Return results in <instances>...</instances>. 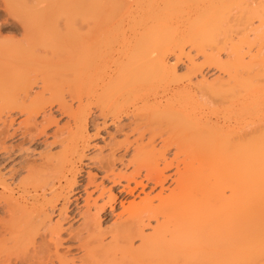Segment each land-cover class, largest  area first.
Returning a JSON list of instances; mask_svg holds the SVG:
<instances>
[{"label": "bare ground", "instance_id": "6f19581e", "mask_svg": "<svg viewBox=\"0 0 264 264\" xmlns=\"http://www.w3.org/2000/svg\"><path fill=\"white\" fill-rule=\"evenodd\" d=\"M3 1V7L16 16L15 7L26 4L18 0ZM49 1L67 6L70 4V16L67 19L61 16L66 19L64 26L68 29L66 44L63 36L65 31L53 38L54 43L48 38L51 43L42 41L44 33L39 35V31L43 30L42 26L46 28L47 20L46 24L43 19L32 21L36 20L33 18L36 16H33L27 22L21 15V22L17 18L16 21L20 23L13 24L14 18L11 21L8 11L5 14V9L0 6V14L11 18L10 24L4 22L6 17L0 18L3 25H10L12 33L22 32L23 41L27 44L22 42L27 46L23 49L22 45L18 47L19 41H12L18 48H11L5 40H17L16 36L10 34L14 36L12 38L6 35L2 45L3 38L0 37V46L7 44L8 47L5 51L0 49V59L6 58L5 62L1 59L4 63L0 61V135L6 127L2 113L7 115L11 111L25 115L19 122L20 126L23 125L19 131L22 138L31 142L36 135L45 134L46 126L52 122L50 118L45 119L37 131L30 127L35 113L44 111L45 103L56 105L61 114L68 115L74 126L71 127L67 121L63 128L55 130L52 143L60 144L59 151L56 149L55 153L47 151L49 154H40V167H27L26 176L12 178V187L10 182L7 183L8 180L0 177V264H264V131L262 133L257 128L255 133L256 126L253 125L254 129L248 128L246 122L251 105L245 92L250 80L249 84L246 80H243L246 84L237 81L239 70L235 71L237 74L231 71L229 74L234 73L237 77L233 80V77L230 78L232 75L229 76L233 82L223 87L235 90L234 94L238 95L231 99L223 98L226 100L222 102L217 100L219 105L223 103L224 108H216L215 100V108L205 107L208 110L204 114V102L201 105L198 100L187 97L185 100L181 97L183 101H178L179 95L189 94L194 88L198 92L202 91V87H199L201 82H192V77L201 72L204 66L209 68L217 65L222 71L228 72L233 66L234 69L240 65L244 56L240 54L237 40L234 41L236 38L232 40L230 34L235 30L243 36H248L249 32L254 34L255 41L250 35L244 38L248 49L255 43L258 45V49L254 47L256 51H246L248 58L255 52L261 53L264 0H257L259 6H253V1H249V5L245 0ZM188 1L194 2L196 8L204 6L197 11L193 9L195 14L192 17L197 16L199 20L192 18V22L191 18H186L192 26L188 27V22L183 27L187 26L190 31L184 30L182 25H169L172 16L177 13L182 16L181 13L186 12L184 15L188 17L187 12L193 4L189 3L190 7L186 9L177 7V4L187 6ZM204 3L210 5L208 9ZM35 4L36 0L32 5ZM132 4H135L134 10L138 9L143 16L138 12L135 14L139 15L136 16L139 19L136 20L135 16L132 19L133 12L131 14L130 10L126 17L131 14L129 18L132 20L125 21L118 18L120 15L117 17L126 6L133 9ZM232 7L235 10L233 14ZM236 9L239 13H236ZM176 18L180 23L182 18ZM253 18L260 19L257 20L259 26L254 25ZM251 24L254 26L251 27ZM58 25L62 27L60 23ZM174 26L183 28H180L183 32L175 31L179 27ZM178 32L186 35H177ZM237 34L234 33L239 36ZM131 36L133 39L136 37L132 39L135 41L133 46L130 45ZM183 39L196 48V53L201 52L204 58L202 62L192 63L193 59L190 57L189 60V56L184 55L181 49L187 42ZM233 43L238 45L239 50ZM211 45L215 48H211ZM104 46L109 48V51L108 48L105 51L107 54L109 52V62L119 61L117 68H107V63L101 61L103 58L107 60L106 57L101 58V55H105ZM103 47L102 51L99 50ZM206 47L212 51L209 52ZM225 47H229L227 49L230 51L231 48L237 49L230 53ZM224 48L231 56L236 55L233 61L225 62L226 59L221 62L215 56L216 53L214 55V49L218 51ZM93 50L97 51L92 53ZM85 51L97 58L92 54L87 57ZM237 51L238 55L243 56L241 60ZM167 53L175 54L173 64L168 65L164 61ZM79 54L81 57L86 54L87 59L83 56L81 60L82 64H86L84 67H79L82 65L78 64L81 63L78 61ZM96 54H99L105 67ZM181 55L188 57L186 59L190 65H184L187 71H181L183 73L178 75L174 67L181 61ZM94 58L98 59V64L94 63ZM122 58H125L124 61H120ZM251 58L254 61L252 63L258 59L257 67L252 64L258 70L259 64H263L260 60L264 58ZM249 62V59L244 61L246 65ZM124 66L128 68V71L124 69L127 78L125 73H121L125 72ZM255 68L251 66L250 72ZM247 69H243L246 70L245 74ZM166 72L172 74V77L166 74L168 79H173V75L174 79L167 83L164 80L163 84L167 86L159 89V81H163ZM255 74L258 75L257 71ZM244 75L241 79H246ZM156 76H160L161 80L160 77L156 79ZM154 78L158 86L153 84ZM258 79L260 81L263 78ZM38 80H41L42 90L31 96L29 86ZM144 81L146 84H142ZM256 81L259 83L257 78ZM240 84L247 86L246 89L243 90ZM252 86L254 88L256 84ZM44 93L49 94L48 98L44 97ZM66 95L78 100L76 109L67 103ZM90 105L96 109L95 115L89 119L94 129L92 135L86 133ZM153 108L163 112L164 117L157 119L153 117L154 113L149 114ZM122 118L128 121L123 123L122 120H125ZM107 123L113 124L114 130L106 132L109 140L104 143L105 151L102 146L98 149L100 156H88L86 150L90 146V137H99ZM179 125L181 128H177ZM259 126L261 130L263 126ZM3 142L0 137V164L8 155L7 147L2 146ZM91 169L97 170V173H92ZM157 186L159 190L154 195L144 192L147 187L152 189ZM138 189L143 195L137 201L130 200L125 205L122 198ZM6 192L8 195L4 194ZM117 200L122 207L117 219L109 224L107 230L101 229V218L115 213ZM53 213L58 216L56 220L51 218ZM71 218L80 221L73 230L67 229L64 224ZM152 220L155 225L146 234L144 227L150 226ZM106 235L109 236L108 240ZM134 238L140 241L137 246H133ZM63 247L66 249L63 250ZM72 250L79 254L69 256Z\"/></svg>", "mask_w": 264, "mask_h": 264}, {"label": "rangeland", "instance_id": "374dc122", "mask_svg": "<svg viewBox=\"0 0 264 264\" xmlns=\"http://www.w3.org/2000/svg\"><path fill=\"white\" fill-rule=\"evenodd\" d=\"M18 1H21V4H24V3H26L24 6L23 5H17L15 8L17 9V14H18V16H16L15 14H13V13H11L8 9H7V7H3L4 6V1L3 0H0V6L1 7H3V9H5V10H3V12H5V14H9L10 15V17L12 18H8V15L7 16H5V14H3V12H2V14L3 15H1L0 14V18H2V19H4L5 17H6V20L4 19V22H6V21H8V23L10 24V22L13 20V18H14V20H13V22H11V23H13V24H19L20 22H21V15L24 17V18H26L25 20L28 22V20L30 21L31 19H33V18H35L36 20H32V21H41L42 19H43V21H45L44 23L46 24V20L48 21L47 23V26H46V28H44L43 26L41 27V29L43 28V30L42 31H39V35L40 34H42V33H44V34H42L43 35V37L44 38H42L41 37V39H43L42 41L43 42H48V43H46V44H49V43H51L49 40H52L53 41V43H54V40H53V38L54 37H57V35L59 36L60 34L62 35L63 33H62V31H65L64 32V34H63V36H64V41H62V42H64V44H66L67 43V36H66V33H67V31H68V29L66 30V28H65V26H64V22H65V20L68 18L67 16H70L69 15V12H68V10L69 9H71L70 8V4H68V6L67 5H65V4H61V3H56V2H54V1H49V0H36V4H35V6H33L32 4H34L35 3V0H34V2H32V0H18ZM22 1H23V3H22ZM125 1H139V0H125ZM245 1H248V3H249V5L251 4L250 2L251 1H253V3H252V5L253 6H256V4L258 3L259 4V0L257 1V0H245ZM250 1V2H249ZM260 1H262V0H260ZM51 4H50V3ZM177 2H180V1H177ZM40 3V4H39ZM180 3H183V2H180ZM189 3H190V5H192L191 7H190V5H189ZM42 4V5H41ZM44 4V5H43ZM183 4H185V2L183 3ZM179 5V4H177V7H180V6H183V7H181V8H183L184 9V7H185V9H186V7H190L189 8V11H191V13H188L187 12V15H188V17H186L185 15H186V12H184V13H181V14H183L182 16H179L180 14L179 13H177V14H175V15H173V14H171L170 15V17L172 16V18H171V21L173 22V24H172V22H171V24L168 22L169 20V15L165 18L167 21L166 22H168V24L169 25H182V27H183V25L185 24V25H187L186 23H188L189 21L186 19V18H191V20H192V16L195 14H193V12L197 9H200V8H202L201 6L202 5H199L197 8L195 7V4H194V2H190V1H188V4H186L187 6H184V5ZM203 4V3H202ZM205 4V3H204ZM257 4V6H259ZM261 4V3H260ZM27 5V6H26ZM38 5V6H37ZM64 5H65V7H64ZM189 5V6H188ZM209 5V4H205V7H207V6ZM20 6V7H19ZM67 6V7H66ZM132 6V8H133V6H135V4H132L131 5ZM193 6L195 7V8H193ZM210 6V5H209ZM209 6L207 7V9L209 8ZM212 6V5H211ZM22 7V8H21ZM65 9H64V8ZM126 7H128V8H126ZM124 9H121V11H122V13H121V11H120V13L118 14V13H116V15H117V17L118 18H123V20H125V21H127V20H130L131 18H129V17H131L130 15L132 14V12H133V18L132 19H135L134 18V16L136 17H139V15H140V13L142 14V15H140V16H143V13L142 12H140L138 9H136V10H138V11H136V10H134V8L133 9H130L131 7H129V5L128 6H126ZM25 8H27V9H25ZM36 8H38V9H36ZM203 8H204V6H203ZM202 8V9H203ZM239 8V7H238ZM237 8V9H238ZM24 9V10H23ZM31 9L32 10H36L35 12H33V11H31ZM46 9V10H45ZM67 9V10H66ZM127 9V10H126ZM128 9H129V11H128ZM193 9H194V11H193ZM236 9V10H237ZM1 10V9H0ZM29 10L31 11V12H29ZM54 10V11H53ZM130 10H131V14H129V17H126V16H128V13H130ZM196 10V11H197ZM232 10H233V7H232ZM2 11V10H1ZM1 11H0V13H1ZM8 11V12H7ZM38 11H40L39 13V15L37 14L36 15V12L38 13ZM48 11V12H47ZM53 11V12H52ZM70 11V10H69ZM135 11V12H134ZM161 11V10H160ZM235 10H233L232 11V14L233 13H235L234 12ZM239 10H237L236 11V13L238 12ZM7 12V13H6ZM22 12H23V14H22ZM125 12H126V14H125ZM128 12V13H127ZM139 12V13H138ZM31 14V13H33V14H31V15H29V14ZM65 13H67V15H64ZM135 13H138L137 15L135 14ZM239 13V12H238ZM63 14V15H62ZM71 14V13H70ZM125 14V15H124ZM185 14V15H184ZM29 15V16H28ZM60 15V16H59ZM231 15V14H230ZM229 15V16H230ZM2 16V17H1ZM33 16H36V17H33ZM48 16V17H47ZM61 16H64L66 19L64 20V18H62ZM153 16V15H152ZM166 16V15H165ZM175 16V17H174ZM178 16V18H182L181 19V24L180 23H178L177 21H180L179 19H177L176 17ZM189 16H191V17H189ZM196 16V15H195ZM232 16V15H231ZM4 17V18H3ZM33 17V18H32ZM136 17V20H138L139 18H137ZM183 17H185L184 19H183ZM202 17V16H201ZM201 17H199L200 19H201ZM18 18V20H20V22L17 20L16 21V19ZM20 18V19H19ZM28 18H30V19H28ZM59 18V19H58ZM127 18V19H126ZM140 18H142V17H140ZM175 18V19H174ZM2 19L0 20V27L1 26H3L2 28H0V34H1V38H3V40H2V42H1V40H0V42H1V45H2V43H5V41L7 42V44H8V46L10 45V47L11 48H20L21 47V45H22V47L21 48H23V49H26L27 48V46H25V45H23L24 43L26 44V42H24L23 40V35H22V32L19 34V31H14L13 33H12V31H10V25H8V24H4L3 25V21H2ZM8 19V20H7ZM9 19H11V21L9 20ZM131 19V20H132ZM165 19H163L164 21H165ZM176 20V22L178 23H176L175 21H173V20ZM195 19H197V20H199L198 19V17L196 16V18H193V20H195ZM193 20H192V22H193ZM253 21V23H254V25H256V26H259V21H257V20H260V19H258V18H253L252 19ZM10 21V22H9ZM15 21H16V23H15ZM50 21V22H49ZM58 21V22H57ZM185 21V22H184ZM196 21V20H195ZM194 21V22H195ZM175 22V23H174ZM251 22V23H252ZM58 23H60L61 25H62V27L60 26V25H58ZM44 24V25H45ZM53 24V25H52ZM167 24V25H168ZM189 24H190V26H189ZM189 24L187 25L188 27H190L191 28V22H189ZM193 24V23H192ZM264 24V23H263ZM252 25L253 24H251V27H252ZM253 25V26H254ZM7 26V27H6ZM187 26H184L183 28H184V30L185 29H187V31H190L189 30V28H187ZM261 26V25H260ZM9 27V28H8ZM172 27V26H171ZM174 27H179V26H174ZM173 27V28H174ZM263 28H264V26H262ZM4 28H7V29H4ZM63 28V29H62ZM181 27H179L178 29H176L175 28V31L177 30V31H179V32H183V31H181V29L183 30V28H181ZM40 29V30H41ZM62 29V30H61ZM171 29V28H170ZM260 30V29H259ZM262 30V29H261ZM260 30V31H261ZM45 31V32H44ZM264 31V30H263ZM172 32V31H171ZM174 32V31H173ZM172 32V33H173ZM178 32V34L177 35H182V34H184V33H179ZM184 32H186V31H184ZM233 32V31H232ZM237 31L235 30V34H237V35H239V36H236V35H234V33H230L231 34V39L232 40H234L235 38V40L234 41H236V43H238V45L240 46V51H241V55H243L244 56V58H243V56H240V54L238 55V51H237V55H238V57L240 56V60H241V57L243 58L241 61H242V63H243V65H242V63H240L239 62V64L240 65H237L236 66V68H234L233 69V67H235V66H233L232 67V69H230V71H228V72H226V71H222L217 65H212V66H209V68H208V66H204L203 68H202V70H201V72H197L196 73V75L195 76H193L192 77V82H194V83H196V82H201V84H199V87H202V91H200L201 89H199V91L200 92H198L197 90L198 89H196V88H194L192 91H193V93H192V91L189 93V94H181V95H179L178 96V101L179 100H182L183 101V99L185 100V99H187V98H190V99H196V100H198L197 102H199L201 105H203V102H204V106L202 107V114H204V112H206L207 113V111L206 110H208V109H212L213 107H214V104L216 103V101L217 100H219L220 99V102H222V100H226V99H223V98H228V99H231V98H233V97H235V96H237L238 95V93H237V95L236 94H234V93H236L235 92V90L234 91H230V90H228L227 88H225L226 87V85H228L229 83H231V82H233L232 81V79H229V76H231L230 78H232L233 77V80H235L236 79V75H234V73H232V74H229V73H231V71L232 72H235L236 70H239L238 71V74H239V76L237 77V81H239V80H241L242 82H243V80L245 81L246 80V82H248V84L250 83V87L248 86H243V84H240L239 86L241 87V85H242V89L243 90H245L246 89V87L248 88V90L245 92L246 94V97L250 100V107H249V114H248V116H247V120H246V122H247V124H248V128H250V127H253V125L254 126H256V132L255 133H257V128H258V130L261 132L262 131V133H263V131H264V125H263V123H264V97H262V95L264 96V59L261 61L260 60V63L261 62H263V64L261 63V65L259 64V66L258 67H260L258 70L255 68V67H257V64H256V62H257V60H256V62L255 63H252V62H254L253 61V58H251V57H254V58H258L259 57V59H262V57L264 58V54H262L263 53V49H264V39H262L263 41L261 42V48L263 47V49H261L260 48V50H261V53L259 52L260 50H258V52L259 53H256L255 52V54H257V56L258 57H255V56H253V54H250L251 55V57L250 58H248L247 56H249V54H247V53H251V51L252 52H254V51H256V49H258V45H256V43L253 45V46H251L249 49H248V43L246 42H244V38L245 37H252L253 36V41H255L256 39L254 38V34H252L251 32H249L248 33V36H243V35H241V33H239V32H237ZM56 33V34H55ZM10 34H14V36H16V39L17 40H15V38L14 39H8V41H9V43H8V41H7V39H6V37L8 36V37H10L11 35ZM16 34V35H15ZM7 35V36H6ZM22 35V36H21ZM41 35V36H42ZM47 35V36H46ZM51 35V36H50ZM56 35V36H55ZM184 35H186V34H184ZM234 35V36H233ZM250 35V36H249ZM6 36V37H5ZM13 35L11 36L12 38L14 37ZM243 36V37H242ZM21 37V39L19 40V38ZM50 37H52L51 39H50ZM220 37H222L221 35H220ZM219 36L217 37L218 39L220 38ZM233 37V38H232ZM239 37V38H238ZM0 38V39H1ZM4 38L6 39L5 41H4ZM49 40H48V39ZM240 40H238V39ZM243 38V40H241ZM264 38V37H263ZM130 39H131V43H130V45L131 46H133L134 45V43L133 42H135V41H133V40H135L136 39V37L133 39V36H131L130 37ZM133 39V40H132ZM250 39V38H249ZM250 39V40H251ZM45 40V41H44ZM57 41H59L60 42V40H58V39H56ZM62 40H63V38H62ZM184 40V39H183ZM258 40V39H257ZM15 42L16 43V41H19V43L17 44L18 45V47L17 46H14V44H12L13 42ZM56 41V42H57ZM184 41H186L187 43L185 44V42H184V44H183V46H182V48L183 49H181L182 51H184V55H187V56H189V58L191 57L193 60H192V63L194 62L195 64H199L200 62H202L203 60H204V58H203V55L202 54H200V53H196L197 52V50H196V48H194V47H192L191 46V44L185 39ZM218 41V40H217ZM217 41H216V43H217ZM220 41V40H219ZM234 41H231L230 43H232V42H234ZM20 42H21V44H20ZM22 42H24V43H22ZM137 42V41H136ZM183 43V42H182ZM219 43V42H218ZM229 43V42H228ZM227 43V44H228ZM236 43H233V44H235V46H236ZM7 44H3V46H0V49L1 50H6V49H8V47H6V45ZM19 44H20V46H19ZM63 44V43H62ZM133 44V45H132ZM188 44H190V45H188ZM210 44H213V43H210ZM209 44V45H210ZM258 44V43H257ZM263 44V45H262ZM27 45V44H26ZM237 45V46H238ZM130 46V47H131ZM212 47L211 48H215V46L214 45H211ZM214 46V47H213ZM228 46H233V45H228ZM234 46V47H235ZM236 46V47H237ZM246 46V47H245ZM256 46V47H255ZM9 47V48H10ZM25 47V48H24ZM104 47H105V50H103L104 49ZM103 48H100L99 50H103L104 52H103V54L105 53V51H106V48H108V47H106V46H104ZM190 47H192V48H190ZM256 49H255V48ZM207 48V50L210 52V51H212L211 49H208L209 47H206ZM218 48V47H217ZM226 48V47H225ZM225 48H224V50L223 49H221V50H218V51H216V49H214L215 51H213L214 52V55H215V53H216V57H217V59L219 60V61H221V62H224L226 59V61L225 62H227L228 60H232L233 61V59H235L234 57L236 56V55H233V56H231V54H228L227 52H229L230 50H228L229 49V47H227L226 49L228 50L227 52H226V50H225ZM231 48V47H230ZM238 48V47H237ZM236 48V49H237ZM245 48V49H244ZM232 50L231 51H234L233 49H235V48H231ZM235 49V50H236ZM247 49V50H246ZM108 51H109V48L107 49ZM196 50V51H195ZM223 50V51H222ZM238 50H239V48H238ZM245 50V51H244ZM86 51H88V50H86ZM85 51V52H86ZM90 51V50H89ZM95 50H93V51H91L92 53H95L94 52ZM100 51V52H101ZM129 51V50H128ZM127 51V54L129 53ZM230 51V53H232ZM242 51H244L243 53L245 54L246 53V51H249V52H247L245 55L242 53ZM83 52V51H82ZM91 52H89V53H87L86 52V54H87V57H89V55L88 54H92ZM178 52V51H177ZM84 53V52H83ZM99 53V52H98ZM86 54L85 55H83V56H85V60L87 59L86 58ZM101 54V53H100ZM131 54V53H130ZM171 53H167V54H165L164 55V61L169 65V63L170 64H173L175 61H174V57H175V54L174 53H172V54H174V55H170ZM254 54V55H255ZM258 54H261V55H263L262 57H261V55H258ZM80 55V54H79ZM92 55H94V54H92ZM91 55V56H92ZM97 55V54H96ZM108 55V56H107ZM137 55V54H136ZM135 55V56H136ZM168 55V56H167ZM184 55H181V61L180 62H178V63H176V65H175V69H174V71L175 72H178V75L179 74H182L184 71L186 72L187 71V68H186V70H185V66L186 67H189V66H187V65H190L189 64V60H191V58L189 59V60H187L186 59V57L187 56H184ZM230 57H229V56ZM90 56V57H91ZM97 56H99V54L97 55ZM227 56V57H226ZM3 57V56H2ZM81 57V55L80 56H78V61L79 62H81V60L83 61V58ZM93 57H95V58H97L95 55L93 56ZM92 57V58H93ZM102 57H106V59L109 57V52H108V54H107V52L105 53V55L103 56V55H101V58ZM129 57H130V55H129ZM215 57V58H216ZM4 58V57H3ZM91 58V59H92ZM94 58V63L95 64H98L99 62H97V60L99 59V61H100V56L98 57V59H95ZM188 58V57H187ZM230 58V59H229ZM2 59V58H1ZM1 59H0V61H1ZM5 59L6 58H4V62H5ZM90 59V60H91ZM104 60H102L101 59V61H104V62H106L107 64H106V67L108 68H117L118 66H119V61H118V63L116 62V61H114V63L113 62H109V60L110 59H107V60H105V58H103ZM123 59H125V58H122V60H120V61H124ZM127 59V58H126ZM135 59V58H134ZM245 59V60H244ZM247 59H249L250 61H251V65L250 64H248V65H246V63H244V61H246ZM130 60V59H129ZM133 60V59H132ZM137 60V59H136ZM167 60V61H166ZM202 60V61H201ZM255 60V59H254ZM88 61V60H87ZM92 61V60H91ZM100 61V62H101ZM138 61H140V59H138ZM2 62V61H1ZM4 62H2V63H4ZM116 62V63H115ZM130 62V61H129ZM137 62V61H136ZM182 62V63H181ZM259 62V61H258ZM257 62V63H258ZM83 62H81V63H78L79 65L80 64H82ZM86 63V62H85ZM91 63V62H90ZM93 63V62H92ZM91 63V64H92ZM110 63H112V64H110ZM124 63H126V62H124ZM127 63H128V60H127ZM134 63V62H133ZM138 63V62H137ZM140 63V62H139ZM138 63V64H139ZM187 63V64H186ZM247 63H248V61H247ZM88 64V63H87ZM101 64H102V66H104L105 64L103 63V62H101ZM104 64V65H103ZM120 64H122V62H120ZM130 64V63H129ZM128 64V65H129ZM252 64H256L255 65V67H254V65H252ZM83 65V66H82ZM81 66H79V67H84V66H86V64L84 65V64H82ZM118 65V66H117ZM126 65V64H125ZM127 65V66H128ZM133 65H137V64H133ZM185 65V66H184ZM241 65H242V67H244V68H242L241 67ZM116 66V67H115ZM126 66V67H127ZM129 66H131V65H129ZM251 66L253 67V69L255 68L256 70H251L252 72H250V69H251ZM105 67V66H104ZM125 67V66H124ZM123 68V67H121V68H123V70L125 69H128V68ZM130 68V67H129ZM246 68H249V69H247V74H245L246 73V70H243V69H246ZM121 70V69H120ZM124 70V71H125ZM243 70V71H242ZM126 71H128V70H126ZM126 71L125 72H121L123 75H124V73H125V77H126ZM171 70H169L168 72H170ZM181 71H183V72H181ZM255 71H257V76H256V74H255ZM117 72H118V70H117ZM141 72V71H140ZM168 72H166L164 75H166ZM184 72V73H185ZM246 75V79H241L242 78V75H244L243 73ZM249 72L251 73V74H249ZM259 72V73H258ZM119 73V72H118ZM138 73V72H137ZM236 73V72H235ZM115 75H118V74H116V73H114ZM139 74V73H138ZM137 74V75H138ZM142 74V73H141ZM173 74H174V72H173ZM227 74V75H226ZM229 74V75H228ZM237 74V73H236ZM263 74V76H261ZM115 75H113V79H114V76ZM128 75V74H127ZM163 75V74H162ZM162 75L160 74V76L162 77ZM164 75H163V77H164ZM168 75L169 76H171L172 74H170V73H168ZM234 75V76H233ZM244 75V76H245ZM120 76V75H119ZM129 76V75H128ZM131 76V75H130ZM136 76V75H135ZM159 76V77H160ZM261 76V77H260ZM124 76H122V78H123ZM158 77V78H159ZM161 77H160V80H161ZM172 77V76H171ZM247 77H248V79H247ZM257 78V80L259 81V79L258 78H263V79H261L260 81H259V83L256 81V78ZM116 78V77H115ZM127 78V77H126ZM125 78V79H126ZM131 78H133V77H131ZM139 79H140V77H138ZM141 78H143V76L141 77ZM157 78V76H156V79H158ZM170 78V77H169ZM124 79V78H123ZM123 79H121V80H123ZM136 79V78H135ZM150 79V78H149ZM155 79V78H154ZM155 79V81L154 80H152L153 81V84L154 83H156V86H158L159 84L157 83L158 81ZM173 79H174V75H173ZM173 79H168V76L166 75V77L163 79V81L161 82V81H159L160 82V87H158L159 89L161 88V89H163L165 86H167V84H163V83H165V81L164 80H166V83H167V81L168 80H173ZM227 79V80H226ZM95 80H98V79H95ZM131 80V79H130ZM148 80V79H147ZM217 80V81H216ZM220 80V81H219ZM230 82H229V81ZM249 80H250V82H249ZM149 81H151V80H149ZM147 82V83H150V82ZM151 81V82H152ZM222 81V82H221ZM95 82H97V81H95ZM134 82H135V80H134ZM40 83H41V80H38L37 81V83L36 84H31V86H29L30 88H29V93H31V96H33V95H35V94H37V92L38 93H40L41 92V87H42V85H40ZM139 83H141V82H139ZM139 83H135V85H140ZM203 83V84H202ZM243 83H245V82H243ZM142 84H146V82L144 81V83H142ZM169 84H172L171 82L169 83ZM246 84V83H245ZM247 84V85H248ZM255 85L256 84V86H254V88H253V86L252 85ZM258 84V85H257ZM155 85V84H154ZM162 85V86H161ZM164 85V86H163ZM205 85H207V89L205 88ZM225 85V87H223ZM238 86V87H239ZM225 88V89H224ZM245 88V89H244ZM250 88V89H249ZM253 88V89H252ZM213 89V90H212ZM252 89V90H251ZM195 90V91H194ZM209 90V91H208ZM210 90H212V91H210ZM237 91H239L238 89H237ZM210 92V93H209ZM212 92V93H211ZM240 92V91H239ZM257 92V93H256ZM260 92V93H259ZM222 93V94H221ZM254 93V94H253ZM45 95H44V97L45 98H48V96H49V94L48 93H44ZM192 94H194V95H192ZM197 94V95H196ZM223 94H224V96H223ZM250 94V95H249ZM196 95V96H195ZM229 95V96H228ZM197 96H199V97H197ZM66 97L67 98H65V99H67L66 101H67V103L70 105L71 104V107L73 108V109H76L78 106L77 105H79V102H78V100L77 99H72L71 97H68L67 95H66ZM183 99H182V98ZM187 97V98H186ZM220 97V98H219ZM253 97V98H252ZM261 97V98H260ZM203 100H202V99ZM165 99V98H164ZM163 99V100H164ZM174 99H176V98H174ZM174 99H172V101L174 100ZM258 99V100H257ZM171 100V99H170ZM216 100V101H215ZM164 101H166V99L164 100ZM168 101V100H167ZM175 101V100H174ZM169 102V101H168ZM171 102V101H170ZM220 102L219 101H217V104H215V107L216 108H219V106H222L223 105V103H222V105H219L220 104ZM166 102H163V104H165ZM263 103V104H262ZM83 104H87L86 102H84ZM259 105V106H258ZM208 108V109H206V108ZM209 107H212V108H209ZM214 107V108H215ZM258 107V108H257ZM90 108H91V110H90V113L87 115L88 117V119H87V125H86V133L87 134H89V135H92L93 134V126L91 125V122H89V119H91V117H92V115H95V113H96V109H94V107L92 106V105H90ZM221 108V107H220ZM222 108H224L223 106H222ZM256 108V109H255ZM205 109V110H204ZM222 110V109H221ZM151 113H149V114H151L152 115V113H154L153 114V117L155 116V118H157V119H159V118H163L164 116L163 115H165V114H163V112H159V110L157 109V108H153V109H150L149 110ZM161 111V110H160ZM95 112V113H94ZM156 112V113H155ZM159 113V114H158ZM44 115V116H43ZM91 115V116H90ZM259 115H261V116H259ZM35 117H33V119L30 121V127L32 128V130L33 131H37V129H39L40 127H41V123H43V121L45 120V119H51V123L50 124H48L47 126H46V129H45V134H39V135H36V137L31 141V142H29L27 139H24V138H22V136L19 134V131L22 129V126H20L19 125V122L20 121H22L24 118H25V115L24 114H22V113H18V112H16V111H11V112H9V114H7V115H5V114H3L2 113V117H3V119H5L6 120V127H5V129L3 130V133L0 135V137H1V141H4L3 143H2V146H5V147H7V149H8V155L6 156L7 158L4 160V159H2L3 160V162L0 164V177H2L5 181L6 180H8L7 181V183H9L10 182V184H11V187L13 186V184H12V178H18V177H23V176H26L27 175V167H29V166H31V167H33L32 169H38L40 166H39V164L41 163V156H39L40 154H42V156L44 155V154H49V153H55L56 152V149H60V144L57 142V143H52L54 140H53V133H54V131L55 130H58V129H61V127L63 128V125L64 124H66V122L67 121H69L70 122V124H71V127H73L74 126V124H72L73 122H72V120L69 118H67V116L68 115H66V114H61L60 112H59V110L57 109V106L56 105H52V106H50L48 103H45L44 104V111H40V112H38L37 114L35 113V115H34ZM252 116V117H251ZM256 116H258V117H256ZM90 117V118H89ZM151 117V116H150ZM250 118H251V120H250ZM252 118H253V120H252ZM122 119H124L125 121H123L122 120V122L123 123H125V122H127L126 121V118H122ZM154 119V118H153ZM152 119V120H153ZM157 119L156 120H154V121H157ZM12 120V121H11ZM249 120V121H248ZM252 121V122H251ZM259 122V125L261 124V130H260V126L258 125V123L257 122ZM254 123V124H253ZM252 124V125H251ZM175 125H178V124H175ZM181 125V124H180ZM180 125L177 127V128H179L180 127ZM92 126V127H91ZM258 126V127H257ZM60 127V128H59ZM65 127V126H64ZM175 127V126H174ZM181 128V127H180ZM253 129H254V127H253ZM113 130H114V126H113V124L111 125L110 123H107L106 124V126L105 127H103V129L101 130V133L99 134V137H90V139H89V143H90V146H89V148L86 150V154L88 155V156H90V155H99L100 156V154H99V148L100 147H102L103 146V149L104 148H106V147H104V143H107L108 142V140H109V136H108V134L106 133V132H113ZM175 130H176V128H175ZM90 132V133H89ZM35 133V132H34ZM254 133V134H255ZM262 133H260L261 134V136H263V134ZM263 138V137H262ZM108 139V140H107ZM105 141V142H104ZM157 147H158V145H159V140H157ZM48 144V146H45V145H47ZM50 144V145H49ZM59 145V146H58ZM57 147V148H56ZM59 149L57 150V152L59 151ZM50 150V151H49ZM49 153H48V152ZM104 151H105V149H104ZM120 152H122V151H120ZM171 152H172V150H171ZM171 152H169V154H171ZM39 153V154H38ZM102 154H104V153H102ZM168 154V155H169ZM170 156V155H169ZM129 170L131 169L130 167L128 168ZM127 169V170H128ZM92 170V169H91ZM93 171L95 172V173H97V170H95V169H93L92 170V173H93ZM94 173V174H95ZM11 180V181H10ZM108 185V184H107ZM106 185V186H107ZM167 185V184H166ZM109 186V185H108ZM10 187V186H9ZM158 190H159V187L157 186V187H154V188H150L149 189V187H147L146 188V190L144 191L145 193H148L149 192V194H150V196L151 195H154V194H156L157 192H158ZM0 191H2V188L0 189ZM117 191V188L115 189V192ZM164 191H166V189L164 190ZM5 195H8V193L6 192V193H4ZM135 194V195H134ZM138 194V195H137ZM133 195V196H132ZM143 195V192H141L139 189L138 190H136V191H134V193L133 194H131V195H125V197H123L122 198V201H123V203L125 204V205H127V202L128 201H130V200H134V201H137L138 200V198L140 197V196H142ZM82 202V201H81ZM80 202V203H81ZM82 204V203H81ZM81 204H79V205H81ZM121 204H120V202H119V200H117V202H116V204H115V213H113V215H111V214H108L107 215V217L106 218H104V217H102L101 218V221H100V227H101V229H108V226H110L109 224H111L114 220H116L117 219V213H119L120 211H121ZM51 218H53V220H56V218H58V216L56 215V213H53L52 215H51ZM79 220L78 219H69L68 221H66L64 224H66L65 226H66V228L67 229H75L76 228V226L79 224ZM155 222H153V220L151 221V223H150V226H146V227H144V232L147 234L149 231H152V226H154L155 224H154ZM70 227V228H69ZM106 229V230H107ZM109 236L108 235H106V240H108L109 238H108ZM105 240V241H106ZM140 243V241H139V239L138 238H134V240H133V246L135 245V246H137L138 244ZM64 248L65 247H63L62 249L64 250ZM66 249V248H65ZM77 253L79 254V252L78 251H76V250H74V252H73V250H72V253L71 254H69V256L70 255H77ZM48 264H50V263H48Z\"/></svg>", "mask_w": 264, "mask_h": 264}]
</instances>
